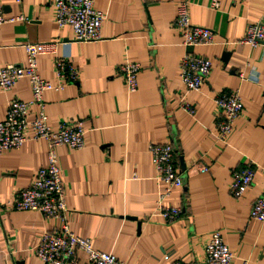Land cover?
Returning a JSON list of instances; mask_svg holds the SVG:
<instances>
[{
	"label": "crops",
	"instance_id": "1",
	"mask_svg": "<svg viewBox=\"0 0 264 264\" xmlns=\"http://www.w3.org/2000/svg\"><path fill=\"white\" fill-rule=\"evenodd\" d=\"M181 2L188 3L192 24L216 34L214 45L188 50L212 62L198 92L180 79L186 52L176 27ZM0 6L8 19L25 18L0 28V68L24 64L27 43L60 40L58 56L79 72L76 84L44 94L54 130L66 121H81L86 130L83 149H57L68 223L76 236L127 264H204L206 245L218 231L232 264H264V223L250 217L264 191V46L240 44L250 23L264 24V0H99L95 7L106 20L102 39L93 43H78L71 28H58L51 0H0ZM224 53H230L227 59ZM125 62L141 66L134 94L118 74ZM38 72L56 83L55 57L40 56ZM233 90H240L243 111L220 142L215 99ZM31 99L28 80L7 92L0 88V122L10 102ZM36 112L33 107L30 120ZM150 144H172L184 175V186L164 202L184 210L173 224L157 215L164 185L157 181ZM47 165L44 140H29L0 158V264H45L35 248L60 222L11 205ZM249 165L253 185L233 198L232 175ZM78 260L87 264L86 254L79 252Z\"/></svg>",
	"mask_w": 264,
	"mask_h": 264
},
{
	"label": "built area",
	"instance_id": "2",
	"mask_svg": "<svg viewBox=\"0 0 264 264\" xmlns=\"http://www.w3.org/2000/svg\"><path fill=\"white\" fill-rule=\"evenodd\" d=\"M99 0H51L55 22L59 29L71 28L74 40L78 43L99 42L106 14L97 10L95 3ZM214 4L213 7H217ZM20 16L8 19L0 6V28L7 23L24 21ZM176 27L186 49L179 65L180 79L189 91L198 92L206 83L212 72V62L188 51L198 46L215 44L213 30L192 24L187 2L178 5ZM60 40L45 43H27L24 45L26 61L24 64H9L0 68V88L7 92L21 80H28L32 99L28 102L14 100L10 102L6 118L0 122V158L5 152L19 150L29 140H44L48 148V165L38 171L32 184L17 193L12 201V209L20 212H37L45 220H56L60 226L46 231L35 248L36 257L45 264H81L78 253L87 256V264H127L109 253L96 250L90 239L76 236L68 223V208L63 183V169L57 149L65 146L70 150H81L85 146L86 130L81 121H66L54 130L48 122L44 94L48 91H62L69 84H76L79 72L68 60L58 56ZM228 45L229 42H225ZM240 44L251 47L264 46V24L250 23L245 37ZM44 55L55 57V74L57 82L43 79L38 72V58ZM141 66L125 62L118 68L129 94L138 91V77ZM217 109V140L226 142L234 129L236 120L242 115L243 103L240 90L224 92L215 99ZM37 108L35 118L29 119L30 111ZM183 109L191 116L192 107ZM156 171L158 183L164 189L158 196L157 215L166 224H173L182 219V207L165 206V200L176 188L185 184L184 175L177 170L175 149L172 144H150L148 147ZM207 171L206 168L202 169ZM255 177L254 168L235 171L229 186L233 198H241L252 187ZM253 220L264 223V191L255 200L250 211ZM169 257V255L167 256ZM234 256L220 232H214L205 248L204 264H232ZM176 264H183L177 262Z\"/></svg>",
	"mask_w": 264,
	"mask_h": 264
},
{
	"label": "water",
	"instance_id": "3",
	"mask_svg": "<svg viewBox=\"0 0 264 264\" xmlns=\"http://www.w3.org/2000/svg\"><path fill=\"white\" fill-rule=\"evenodd\" d=\"M229 55H230V53H224V58L227 59ZM184 167H185V165L182 164V169H184Z\"/></svg>",
	"mask_w": 264,
	"mask_h": 264
}]
</instances>
